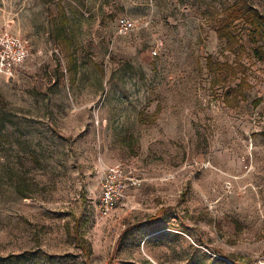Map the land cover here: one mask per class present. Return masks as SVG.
<instances>
[{
    "label": "rangeland",
    "instance_id": "rangeland-1",
    "mask_svg": "<svg viewBox=\"0 0 264 264\" xmlns=\"http://www.w3.org/2000/svg\"><path fill=\"white\" fill-rule=\"evenodd\" d=\"M236 1L0 0L29 50L0 73V264H264V28ZM113 164L136 183L104 215Z\"/></svg>",
    "mask_w": 264,
    "mask_h": 264
},
{
    "label": "built area",
    "instance_id": "built-area-1",
    "mask_svg": "<svg viewBox=\"0 0 264 264\" xmlns=\"http://www.w3.org/2000/svg\"><path fill=\"white\" fill-rule=\"evenodd\" d=\"M136 28L135 21L122 15L116 21L119 34H126ZM29 56L27 43L21 38L7 32H0V73L11 77ZM136 183L133 177L127 176L119 164L104 168L100 176V192L97 206L104 215L110 214L118 202L125 197L127 187Z\"/></svg>",
    "mask_w": 264,
    "mask_h": 264
},
{
    "label": "trees",
    "instance_id": "trees-1",
    "mask_svg": "<svg viewBox=\"0 0 264 264\" xmlns=\"http://www.w3.org/2000/svg\"><path fill=\"white\" fill-rule=\"evenodd\" d=\"M244 12H247L249 14L248 23L250 26V30H252L253 32H258L262 30V27L264 28L263 19L261 21L262 16L258 12V10L249 4L245 6L244 0L243 1L237 0L235 3V7H233L230 11V14H232L233 17L237 18V17L243 16L239 14H244ZM258 19L260 20L257 21ZM165 211H166V208L160 209L156 214L149 216L148 220L152 221V220L157 219L159 215L163 214ZM75 225H77V223H75ZM78 246H80L82 250L86 249V247L84 246V243H81Z\"/></svg>",
    "mask_w": 264,
    "mask_h": 264
}]
</instances>
